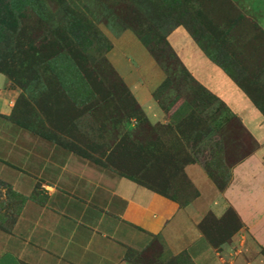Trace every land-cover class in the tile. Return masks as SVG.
<instances>
[{
	"label": "rangeland",
	"instance_id": "obj_1",
	"mask_svg": "<svg viewBox=\"0 0 264 264\" xmlns=\"http://www.w3.org/2000/svg\"><path fill=\"white\" fill-rule=\"evenodd\" d=\"M179 29L264 115V0H0V231L65 185L67 161L150 184L181 206L197 197L177 170L182 157L220 179L209 160L220 142L183 125L194 113L220 117L223 102L171 41ZM225 226L203 223L216 247Z\"/></svg>",
	"mask_w": 264,
	"mask_h": 264
},
{
	"label": "crops",
	"instance_id": "obj_2",
	"mask_svg": "<svg viewBox=\"0 0 264 264\" xmlns=\"http://www.w3.org/2000/svg\"><path fill=\"white\" fill-rule=\"evenodd\" d=\"M171 41L186 47L192 75L223 102L225 113L211 112L207 121L209 142L221 144L209 160L228 175L225 189L194 161L185 173L197 197L181 206L129 179L67 161L65 185L48 186L45 205L27 203L13 231H0V264H264V115L183 29ZM208 215L227 224L220 247L203 230Z\"/></svg>",
	"mask_w": 264,
	"mask_h": 264
},
{
	"label": "trees",
	"instance_id": "obj_3",
	"mask_svg": "<svg viewBox=\"0 0 264 264\" xmlns=\"http://www.w3.org/2000/svg\"><path fill=\"white\" fill-rule=\"evenodd\" d=\"M205 91V90H204ZM212 98H214V100H217L216 99V97H213V95L212 94H209ZM195 109H201V108H199L198 106H195ZM203 109V108H202ZM195 113H194V116L193 117H191L190 119H186V121H184V123L185 122H187V123H185L184 125H183V127L185 128L186 127V129H191L190 131L191 132H193L194 134L195 133H199L198 132V130H199V127H206V129H207V131L205 132L204 131V129H200V131L202 130L203 132H205V134H204V136H207V135H209L210 133H211V127H210V125H209V123H208V121L206 120V119H198V120H195ZM198 117V116H197ZM187 131V130H186ZM149 153V152H148ZM150 153H151V151H150ZM179 158H181V157H179ZM155 158H151L150 160L151 161H153ZM194 161H192V158H191V156L190 155H185L184 157H182V160H180V161H178V163H177V166H178V168H177V170H180V172H181V174L182 175H184V177L186 176V174H185V166L186 165H188L189 163H193ZM205 167H206V169H207V171L209 172L210 170H209V166H207V164L205 165ZM211 167H213V165H211ZM213 168H215V170H216V173L217 174H219V176H220V179H217V178H214V177H212L213 178V180L215 181V183L217 184V186H223L222 188H220V187H218L220 190H223V189H225V187H226V185H227V183H228V175L227 174H223V173H220L219 171H218V169L216 168V166H214ZM210 174H211V172H210ZM223 174V175H222ZM222 176H226L225 178H222ZM124 177H126V176H124ZM126 178H128L129 180H131V181H133V182H135V183H137V184H139V185H141V186H143V187H146V188H148V189H150V190H152V191H154V192H156V193H158L157 191H155L154 189H152L151 187H148V186H152V185H150V184H144V183H142V182H139V181H137V180H135V179H133V178H130V177H126ZM190 183V182H189ZM196 191V190H195ZM159 194H161V195H163V196H165V197H168V198H170L169 196H167V195H164V194H162V193H159ZM196 194H197V192H196ZM170 199H172V198H170ZM172 200H174V201H176L175 199H172ZM232 215H233V217H234V214H233V212L231 211L230 212ZM237 225H238V223H237ZM239 226V225H238ZM237 226V227H238ZM233 230H234V228H232ZM236 230V229H235ZM234 230V231H235ZM209 239V238H208ZM209 241L214 245V246H217V243L215 242V241H211L210 239H209Z\"/></svg>",
	"mask_w": 264,
	"mask_h": 264
}]
</instances>
